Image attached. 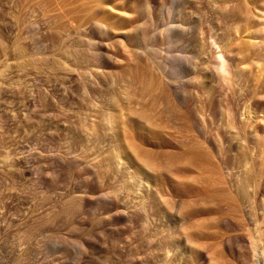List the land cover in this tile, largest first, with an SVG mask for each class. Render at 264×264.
Returning a JSON list of instances; mask_svg holds the SVG:
<instances>
[{
    "label": "rangeland",
    "instance_id": "374dc122",
    "mask_svg": "<svg viewBox=\"0 0 264 264\" xmlns=\"http://www.w3.org/2000/svg\"><path fill=\"white\" fill-rule=\"evenodd\" d=\"M217 1L224 11L229 10L228 19L217 20L219 25L216 30L225 38L228 35L233 37L231 50L237 54L242 39L249 45L250 52L262 50L260 45L264 41V0ZM165 3L167 0H151L155 16ZM133 5L130 0H0V264H246V258L251 254L247 242L251 230L248 229L256 226L258 233H263L264 128H259V122L252 121L245 128V135L243 132L248 140L246 147L244 146L246 149L227 151L231 134L223 127L222 130L219 127L216 129L218 117L224 108L227 112L232 111V114L238 111L241 102L231 101L232 85L223 79L216 68L219 49L215 45L210 47L213 56L208 53L202 56L203 60L210 63V74H214L218 81V97L210 110L197 112L200 113L198 117L205 118L206 122L199 119L208 125L207 130L213 129L211 133L207 131L210 136H206L208 139L211 137L207 139V144L224 150L222 168H215L216 171L205 169L201 172L199 168L193 167L190 177L202 176L201 182L205 180L206 185L207 182L213 183V178L219 173L222 174L221 189L209 187L208 191L209 194L221 193L222 201L211 198L207 200L193 194L179 195L174 199V182L164 174V183L161 182L158 188L157 185L154 186L152 191L161 199L159 203L163 208L165 204L166 207L173 204L174 208L170 211L184 218L183 222H179L174 216L170 218L174 222L173 226L166 227L167 218L162 216V212H156L149 198H140L143 195L137 193L135 185L128 189L130 192L121 189L126 177L131 175L126 167L127 160L124 156L114 159L111 155H117L118 142H137L128 133V127L126 134L121 136V141L119 136L116 137L114 127L106 119L110 115L105 117L107 111L113 108L109 107L110 103L106 100L113 90H108V96L105 94L106 90L110 87L116 88L120 93H134L138 87L147 83L149 77L148 81L156 75L153 77L155 87L163 79L155 66H151L149 69L154 70L148 72L142 67L145 66L144 62L140 64L132 58L134 37L132 27L127 22L137 15L132 10ZM202 7L205 11L216 8L212 0H190L185 10L193 17L196 8ZM95 15L96 19L107 20L105 23L110 25L109 38H102L97 30L96 33L94 31V36L102 41V52L112 58L109 62L104 59L98 64L99 67L94 65L97 69L91 68V74H82L79 72L81 65L76 59L82 46L78 44L77 49V32H83L84 30H79L80 27H87L88 24H85L93 21ZM236 22L242 32L235 29ZM150 26H146L144 31L140 30L141 34L145 32L144 36L147 38L150 34L148 32L153 31ZM57 29L56 36L52 33ZM62 39L65 40L63 45ZM152 41L160 45L164 43L159 35ZM207 41L209 42L208 39ZM67 46L70 48L67 49L68 52H62ZM51 53H54L53 59L51 56L48 58ZM59 54L62 55L59 57ZM192 61L198 64L199 58H193ZM236 65L240 71L248 65L253 70L251 63L244 65L238 61ZM242 74H246L245 71ZM243 77L244 75L240 80ZM260 77L255 81L257 92L251 95L264 98V81L261 82L264 80V72ZM84 87L93 89L96 99L92 97L93 101L90 99V102H84ZM185 90L186 97L197 99L198 105L201 103L200 94L190 85ZM139 103L141 101L138 96L132 105L139 107ZM251 107L257 121L260 120L264 116V103L256 104L252 99ZM123 119L126 120L125 114ZM180 121L181 119L175 122ZM126 122L132 125L128 120ZM175 125L177 124L169 123L166 132L191 140L193 134H196L190 125L189 131L182 125ZM232 131L242 133L238 128ZM166 132L164 134L168 136ZM164 139V136H158L149 142H157L159 145ZM92 141L95 143L89 148ZM146 146L148 148L152 145ZM251 147H254L253 155ZM159 148L167 149V146ZM226 156H230L229 163L224 159ZM244 156L250 162V175L253 173L256 185L255 209L250 217L246 215V208L240 204L241 201L239 202L240 199L232 188V171L243 169L241 161ZM77 161L81 166L84 165L82 170L81 166L73 167ZM252 161L254 165H250ZM115 162L117 170L113 164ZM99 189H105L114 198V204L109 206L99 201L94 194ZM136 193L141 196L136 197ZM207 202L219 204L209 206L206 205ZM203 204L209 208H205ZM89 209L94 210L93 215L85 213ZM180 210H187L189 213L179 215ZM198 233L200 235H195ZM229 238L238 239L239 244L235 245ZM80 240L85 248L79 246ZM54 242L61 243L65 248L67 246V249H63L61 244L58 246L61 245L62 248L58 249ZM166 243L173 249L167 257L163 253V247L168 246ZM174 244H178L177 248L181 247L186 256H180L178 249L173 248ZM74 247L84 248H79L81 252L83 250L79 262L74 260V255L79 251Z\"/></svg>",
    "mask_w": 264,
    "mask_h": 264
},
{
    "label": "bare ground",
    "instance_id": "6f19581e",
    "mask_svg": "<svg viewBox=\"0 0 264 264\" xmlns=\"http://www.w3.org/2000/svg\"><path fill=\"white\" fill-rule=\"evenodd\" d=\"M130 1L134 4L132 10H134V12H136V14H137V15L135 14L136 17L134 19H130L127 22L128 24L130 23V25H131V26L129 25V27H132L131 29H132V34L134 37V49H133V55L134 56L132 58L134 60H136L137 63H140V62L143 63L144 62L145 66L143 65L144 64L143 63L142 67L143 68L145 67V69H147L148 72H152L154 70V68L151 71L150 70L152 68L151 66H155L157 68V71L159 72V75L161 73L162 76L160 75V77H162L163 79L162 78H160V79H162L163 81L161 80L160 84H158V87H155L156 84L154 83L155 80L153 79V77H156V75H155V76L151 77L152 78L151 80L148 81V79L150 78L149 77L147 79V83L143 84V87L139 88L137 86L138 88L134 93H131L129 91L120 93V92H117V90H115L116 88L114 89V88H110V87H109V89L106 90L107 93H105V91H104V93L108 96L110 94V92L108 93V90L109 91L111 89L113 90V93L108 96L109 98L106 99L110 103L109 107L112 106L113 108L107 111V113L105 114L106 115L105 117H107V115H110L109 119L108 118H106V119L109 121L108 122L109 125L114 127L116 137L119 136L120 141H121L122 140L121 136L125 133L126 128L128 127L127 128L128 133L137 142V143L130 142V141L126 142V140L124 143L118 142L119 143L117 146L118 150L116 151L117 155L116 156L111 155V157L114 159L115 158L120 159V157L124 156L125 159L127 160L126 161V163H127L126 167L128 169V172L131 175L126 177V182L125 183L123 182L121 189L122 190L126 189L128 191V189H131L132 185H135L137 193L140 192L143 195V196L139 195V196H141L140 198L141 199H142V197L149 198L150 202H153L152 207L156 208V212H158V211L162 212L163 213L162 216L167 218V220L165 221V224H166V227H169V226H173V224H174V222L170 221V218H172V217L174 218V216H175V218L179 222H183L182 219H184V218H180L178 216V214H176V213L173 214V212L170 211L173 207V204L167 203V204H169L168 207H166V204H165V206L163 208L162 204L159 203L160 198L158 199L157 195L155 194L156 192L152 191L154 186L157 185L156 188H158L159 184L161 182H163V180H164L163 175L164 174L168 175L169 179L171 178L170 181L174 182V183H172L173 189L177 193L174 192L173 198L177 197L179 195H182V196L188 195L189 196V195L193 194V195L201 196L207 200H210V198H211L213 200H218V202L220 200L222 201V199H221L222 194L221 193H219V194H217V193L216 194H209L208 193L209 187H213L215 190L221 189V187H222L221 185L223 183L222 174H220L218 171L221 172L222 170L217 171V173H219V175H217L213 178V180H212L213 183L207 182L206 185H205V180H202L203 182H201V179H203L202 176L194 177L192 175V177H190V172L191 171L193 172L194 168L195 169L199 168L200 171L202 170L201 172H203L205 169H210V170L216 171L217 168H222L221 167L222 166V151H224V150H222L223 149L222 147H220V148L217 147V149L219 148L218 149L219 151H216L217 149L212 148V146L207 144V139H208L207 136H210L207 134V131L210 132L213 129H211L210 131L207 130V128H209V127L207 124L206 125L204 124L206 122L205 118L202 119L201 117H198V115H200V113H198V112L202 111L203 109L204 110H208V109L210 110L214 106L216 99L218 97V96L216 97V92H217V86L216 85H218V81L216 80V77L214 78V74H210V71L212 70L210 63L208 61L203 60L202 55L208 53L210 56L211 55L213 56V54H212L213 52L210 48L211 45L212 46L215 45L216 48L219 49L218 50L219 56L217 57L219 59H218V63H217L216 68L219 71L220 75L223 76V79L227 80L230 83V85H232V88H230L231 89L230 95L232 98L231 101L234 100L233 102H241L240 109L238 111L235 110L236 112H233V114H232V111H230L231 113L227 112V110L224 108L221 116L219 115L220 117H218V120H219L218 124L219 125L218 124L216 125L217 126L216 129H219V128L221 129L223 127L224 130L227 129L231 134V135L229 134L230 135V143H229V148L227 151H231L233 149L240 151L239 150L240 148L242 150L246 149L245 143L248 140H246L247 137L244 136L245 132L247 130L245 128L248 127V125L251 124L252 121L254 122V120H255L257 123L259 122V124H258L259 128H261V129L264 128V123H263L264 116L260 120L257 121V118H255L254 113L252 111V107H251L252 99L256 104L264 103V98H262L263 96L262 97H253L251 95V94L257 92V86L255 84V81L261 79L260 76H261L262 72H264V53H263L264 41L260 45L262 50L257 46L260 50H257V51L252 50L250 52L249 45L247 44V42H244V40L241 38L242 39L241 41H243V42H241V44H240L241 46L238 48L237 54H235L231 50V47H232L231 43H232L233 37H230V35H228V37L225 38L222 36V34L218 33V31L216 30L218 25H219L217 20L219 18H222V21H223L224 19L227 18L228 13H229V10L224 11L222 9V6L218 3L217 0H212L213 4L216 6V8L207 9V11H205L203 9V7L202 8H196V10L193 12V15H194L193 17L189 16V12H186V10H185V7L190 2V0H167V3H165L162 7L160 6L161 9L158 10L159 12H158L157 16H155L156 13L154 12V10L152 8L151 0H130ZM226 1L227 0H225V2ZM91 16H92V14L90 15V17ZM96 17L97 16L95 15V17H94L95 19L93 18V21L90 20L89 23L85 22L86 23L85 25L88 24L87 27L83 26L86 29L85 28L81 29V27H80V29L78 28L79 30H82V31L84 30L85 33H84V31L83 32L80 31L81 33L77 32L78 34L75 33V36L78 35L77 40H76V42H78L77 43V49L80 45H82L79 49V51H80L79 57H78L79 59L76 58L77 60H79V63L81 65V66H79L80 70H81L79 72H82V74H91L92 69H97V68H94L96 65L100 64V62H102L104 59H106L107 61L108 60L110 61V59L112 58L111 56L105 55L103 53L104 51L102 52V50L100 48L102 41L99 38H96L94 36V31L97 30L98 31L97 34L100 35L102 38H106V39L109 38L110 33H111V30L109 27L110 25H107V23H105L107 20L106 21H103L102 19L98 20V19H96ZM87 18H86V20H87ZM32 24H34V23H32ZM30 25H28V26H30ZM148 25H151L153 27V31L152 32L149 31L148 32V33H150L149 35L146 34L149 36L147 38L146 36H144L145 32H144V34L143 33L141 34L140 30L143 29V31H144V28ZM151 26H150V28H151ZM199 26H201V27H199ZM248 26L249 25H247V27ZM31 27H32V25H31ZM234 27H237V28H235L237 30V32L238 31L242 32L239 29L238 22H236V25ZM29 32H31V31H29ZM95 33H96V31H95ZM247 33H248V31H247ZM52 34H55L57 36L58 29L56 31L54 30V33H52ZM157 35L162 37V39L164 40V43L162 45L157 44L156 42L152 41L155 38H157ZM50 37H52V36H50ZM71 37L73 38V36H71ZM55 39H56V37H55ZM75 39H76V37H75ZM75 39H74V41H75ZM207 39L209 40L210 43L207 41ZM62 40H64V39H62ZM61 44L62 45L65 44V40H64V43H61ZM78 44H79V46H78ZM83 44H84V46H83ZM18 49H20V48H18ZM67 49L69 50L70 48L69 47L65 48L62 52L67 51ZM77 49H76V52H77ZM255 49H257V48L255 47ZM59 51H61V50H59ZM54 52L56 53V51H54ZM67 52H65V53H67ZM235 52H236V49H235ZM53 54L54 53H51V55H49L48 58L50 56L52 57ZM62 54H59V57ZM72 54H73V52H72ZM56 56L57 55H54V57H56ZM46 57H47V55H46ZM62 58H63V56L61 57V59ZM193 58L194 59L199 58V63L198 64L193 63V61H192ZM51 59H53V57ZM51 61H53V60H51ZM136 61H134V62H136ZM236 61L237 62L239 61L241 64H244V65H246L247 63H249V64L251 63L253 65V67H251V68H253V70L250 69V65H248V67H245L246 69L242 68L243 70L242 69H241V71L238 70L237 65H236L237 64ZM52 63L56 64V62H52ZM60 63H57V64L62 65L63 61L61 60ZM99 66L100 65H98V67ZM136 66H137V64H136ZM124 71H126V70H124ZM243 71H245L246 74H242ZM138 74H139V72H138ZM242 75H244V77L240 80ZM144 77L147 78L146 76H144ZM157 78H158V76H157ZM138 79H140V78L138 77ZM262 81H264V80H261V82ZM258 82H260V81H258ZM156 83H158V82L156 81ZM108 85H110V84H108ZM189 85L192 87V89L196 90L198 92V94H200L201 103L199 105L196 102L197 99H194L193 97L190 98L191 96L186 97L187 93L185 94V91H186L185 89ZM91 88H92V86H91ZM91 88H89V87L83 88L85 90V93L82 96V100L84 102H87L88 100L90 102V99L92 97H94L96 99L97 95L95 94V91L93 89L90 90ZM254 89H256V91ZM155 90H157V91H155ZM154 92H156V93H154ZM121 94H123V95H121ZM135 96H137V97L135 98ZM138 96L140 97L141 103H139V107H134L132 104L136 101ZM147 96H148V98H147ZM171 96H173L175 99H173ZM195 97H197V96H195ZM106 100H105V102H106ZM198 100H199V95H198ZM199 102H200V100H199ZM220 102L222 103V101H220ZM233 105H234V103H233ZM235 105H236V103H235ZM218 106H220V104ZM196 113H198V114H196ZM124 114L126 115V120L123 119ZM210 114H211V112H210ZM212 115H214V114H212ZM263 115H264V113H263ZM228 116H230L229 120L227 119ZM199 118H201V120H204L205 122L201 121ZM214 118H215V116H214ZM180 119H181L180 122H175L176 120H180ZM212 119H213V116H212ZM127 120L130 121V123H132V125H128L126 122ZM211 121H213V120H211ZM169 123L177 124L175 126H178V125L181 126L182 125V127L187 131H189V128H190L189 125H190L193 128V130H195L196 134H193V136L191 137L192 140L190 138H188V139L183 138L182 136H174V135H172V133H170L168 131L166 132V129H167ZM212 123H214V122H212ZM234 128L235 129L238 128L239 131L242 133L233 132L232 130ZM49 129L51 130V128H49ZM215 131H217V130H215ZM165 132L168 133L167 134L168 136H166L164 134ZM243 132H244V135H243ZM158 136H164L165 137V139L163 140L162 143H160L158 145L157 142H156V144L149 142L153 137L157 138ZM184 137H186V136H184ZM213 137H215V136H213ZM125 139H127V138H125ZM188 140H190L191 142ZM216 141L218 142L219 140H216ZM217 142H215V143H217ZM93 143H95V142L92 141L88 147L91 148V145ZM219 143L221 144V142H219ZM148 144L150 146L151 145L152 146L146 148L147 147L146 145H148ZM159 146H167V149H160ZM215 147H216V145H215ZM250 150L252 151V155H253L254 147H251ZM226 155L228 156L227 153H226ZM224 159H226L225 160L226 163H229L230 156L227 158H224ZM109 160L111 161V159H109ZM71 163H73V162H71ZM241 163H242L243 169L241 171L240 170H235V171L233 170L232 171L233 173H232L231 177L233 180V184L232 183H230V184L233 185V187L232 186L231 187L233 188L234 191H236V193H234V194L238 195V199H240L239 202L241 201L240 204L244 208H246V211H245V212H247L246 215H248V217H250L254 213V209H255V202H256V200H255V198H256L255 197V186L256 185H255V181H254L255 179H253L254 177H252L253 173H251V175H250L251 170L248 167L250 162L245 158V156H244V160H242ZM113 164L115 165L114 167H116L115 169L117 170V163L115 162ZM252 164L254 165L253 161L251 162L250 165H252ZM80 166H81V164L78 161H77V163H75L73 165L74 168L75 167L79 168ZM110 166H111V164H110ZM211 166L214 168L212 169ZM82 168H84V165L81 166L80 169L82 170ZM129 173H127V175ZM187 173H189V174H187ZM106 189H109V187ZM128 192H130V191H128ZM137 193H136V197L139 198V196H137ZM94 194H95V197L99 201H101L102 203H105L109 206L114 204V201H113L114 198L112 199V197H110L109 194H107L105 192V189L95 190ZM232 196H233V194H232ZM171 197H172V195H171ZM226 199H228V198L226 197ZM236 199L237 198H235V200ZM160 201H161V199H160ZM232 201H234V200H232ZM207 204L210 206V204H213V202L210 204H209V202H207L206 205ZM214 204L218 205L219 203H214ZM200 206H201V204H200ZM203 206H205V204H203ZM209 206H208V208H209ZM205 208H207V206H205ZM146 209H144V210H146ZM154 210L152 209V211H154ZM203 211H205V210H203ZM85 213L87 215H90V214L93 215L94 210L89 209ZM186 213H189V211H187V210L186 211H182V210L179 211V215H182V214L184 215ZM192 213H194V212H192ZM137 221L139 222V220H137ZM147 221H148V219H147ZM144 223H146V222H144ZM253 226H255V225H253ZM255 227H251V229H248L249 231L250 230L251 231H250V234L248 231V234H249L248 238L246 237L248 245L250 246V249H251V254L246 258V264H264V235H262L264 233V231H263V233L261 232V234H259L257 227L256 228ZM172 228H174V227H172ZM195 235H200V234L198 233ZM149 238H150V236L148 237V239ZM179 238H180V236H179ZM78 240L79 239H77V241ZM229 240H230V242L232 241V243H234L235 245L239 244L238 239L233 240L232 238H229ZM56 241H58V240H56ZM82 242L83 241L80 240L79 246L80 245L82 246ZM54 243H56V242H54ZM57 243H56V246L61 244V243H59V244H57ZM77 243L78 242H76V244ZM61 245L58 246V249H59V247H61ZM62 246L64 247V245H62ZM164 247H163V249H164L163 253L167 257L170 254L172 248L169 245L166 246L165 248ZM177 247H178V244L177 245L174 244L173 248H177ZM68 248H70V247H68ZM79 248L80 247H78L77 249L79 250ZM84 248H85V246H84ZM84 248H82V249H84ZM63 249H67V246H66V248L64 247ZM63 249H60V251ZM74 249L77 250L75 247H74ZM177 249H178L177 251L179 252L180 256H184V255L186 256L185 252L182 250L181 247H179ZM82 253H83V250H82V252L80 250L77 251V253L74 255V257H75L74 260L76 259L78 261L82 257L81 256ZM63 254H65V253H63ZM66 256L63 255V257H66ZM66 258H68V257H66ZM180 260H181V257H180ZM180 260L178 262H180ZM77 261H74V262H77Z\"/></svg>",
    "mask_w": 264,
    "mask_h": 264
}]
</instances>
